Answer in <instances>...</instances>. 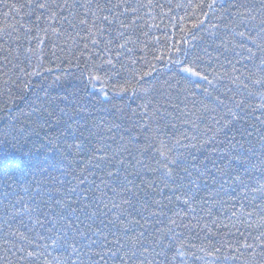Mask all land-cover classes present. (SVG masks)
I'll use <instances>...</instances> for the list:
<instances>
[{"label":"trees","instance_id":"trees-1","mask_svg":"<svg viewBox=\"0 0 264 264\" xmlns=\"http://www.w3.org/2000/svg\"><path fill=\"white\" fill-rule=\"evenodd\" d=\"M41 2L0 0V264H264V0H112L96 45Z\"/></svg>","mask_w":264,"mask_h":264},{"label":"snow or ice","instance_id":"snow-or-ice-1","mask_svg":"<svg viewBox=\"0 0 264 264\" xmlns=\"http://www.w3.org/2000/svg\"><path fill=\"white\" fill-rule=\"evenodd\" d=\"M140 6L143 7L144 5H140ZM37 7L42 9V10L50 11L51 12V16L49 17L50 19H54L58 15L57 11L52 10L53 8L59 9L60 12L68 10V15L62 17V22L67 21L73 29L77 28L78 26H83L84 29L88 33V38L90 39V42L93 45H96L99 43V41L97 39L98 36L103 35L106 31L109 30L108 28L105 27V24L111 25L114 22H118L120 25V28H129L132 26V24H134L136 22L135 14L138 12V8L136 6H132V5L127 4L125 2L112 3V0H108L107 4H101V3L97 2V0H84L83 3H77L76 0H74L72 5H69L67 3V0H65V3L63 4V6L55 4L54 2L50 5L45 0V2L38 3ZM77 7L84 9L83 14L78 21V25L73 23L72 20L68 19L69 16H72V17L76 16V13L72 9L77 8ZM104 12H107V14H98V13H104ZM129 13H131L133 15V19H132L131 23H125V21L121 18L124 17L126 14H129ZM89 16L92 17L91 22L89 21ZM98 23H99V27L97 26ZM53 31L55 33H58L59 29H53ZM237 34L241 37H245V35H246L245 32H239ZM77 35H79V33H77ZM124 35H125L124 32H118L119 37H124ZM257 36L260 38L261 43H257L256 39H253L251 36H248L247 38L251 41V43L258 50H260L261 53H264V20L261 21L260 31L257 33ZM129 41H130V38L125 39V43L120 44L119 47H121V48L125 47V45ZM107 43L110 44L111 40H109ZM85 47H87V45H85ZM28 51H31V49H28ZM129 51H131V49H129ZM247 51L249 53L247 59L252 60L253 57L255 56V54L252 52L251 48H247ZM10 52H11L10 49H5L3 47H0V53L10 54ZM7 58H8L7 55H5L4 59L7 60ZM177 62H179V61H177ZM107 63L111 64L112 63L111 59H109L107 61ZM260 67L262 70H264V56H262L260 59ZM184 70L185 71H191L190 69H187V68ZM193 74L199 75V73H193ZM202 79L207 80V77H202ZM252 83L257 84V85H264V79H255L252 81ZM245 87H247V85H245ZM217 99H219V98H217ZM221 103H222V101H221ZM233 116L235 117V113H233ZM161 155H164V153H161ZM168 163L172 164V165H177L178 161L176 159H169ZM163 167L165 169L166 175L170 178L175 179V177L173 176L174 169L168 167V164H165ZM185 171H186V169H185ZM237 179H239V177H237ZM193 199H194V197H188L185 199L184 202H185V204H190ZM189 210L192 212H195L194 208H190ZM248 215H251V213H249ZM193 219H196V217L193 216ZM171 223L176 224V221L172 220ZM191 226L195 227L196 225H191ZM185 227H189V225H185ZM205 227H207V225H205ZM13 235H14V233H13ZM53 243L55 244L56 241H53ZM117 243H119V241H117ZM70 247L72 248L74 253L79 251L75 247L74 244L70 245ZM245 247H250V246L245 245ZM14 248H16V246L14 244L10 248H5V256L3 257L5 264H12V261L9 259L8 254L12 253ZM16 251L24 253L25 249L19 248V249H16ZM144 252H148V249L144 248ZM161 254L162 253H156V255H161ZM179 254L183 255L184 253L180 252ZM26 255L28 257H38L40 255V253L29 251L26 253ZM135 255H136V253L133 251L132 256H135ZM101 259H103V257H101Z\"/></svg>","mask_w":264,"mask_h":264}]
</instances>
